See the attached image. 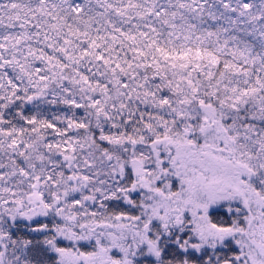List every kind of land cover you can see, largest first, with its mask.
<instances>
[{"label":"snow or ice","instance_id":"6c2138e0","mask_svg":"<svg viewBox=\"0 0 264 264\" xmlns=\"http://www.w3.org/2000/svg\"><path fill=\"white\" fill-rule=\"evenodd\" d=\"M0 264H264V0H0Z\"/></svg>","mask_w":264,"mask_h":264}]
</instances>
